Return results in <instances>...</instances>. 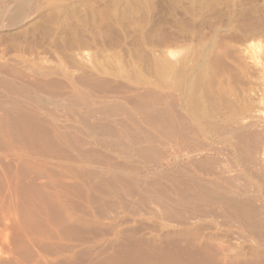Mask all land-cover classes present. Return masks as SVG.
<instances>
[{
	"label": "rangeland",
	"instance_id": "obj_1",
	"mask_svg": "<svg viewBox=\"0 0 264 264\" xmlns=\"http://www.w3.org/2000/svg\"><path fill=\"white\" fill-rule=\"evenodd\" d=\"M11 70L23 78L6 76ZM8 79L15 89L26 90L27 95L11 93L13 88L1 83L8 82ZM0 81L1 104L16 102L18 105L14 109L28 106L41 119L48 121L45 124L47 128L69 132L77 140L79 138L83 151H92L93 155L91 153L89 158L98 161L94 169L100 181L121 190V198L110 193L104 197L102 191L91 194L101 202L117 204V222L113 223L117 231L137 230L139 227L138 230H143L144 236L149 238L151 234L158 235L157 231L159 235L176 232L179 228L175 223L162 219L157 205L150 204L154 194L158 196L159 191L177 204L180 199L177 194L184 189L182 183L187 180L193 179L203 187H208L212 181L229 187L224 180L234 178L233 184L242 186V179H250L256 173L255 168L244 161L247 159L245 150L261 165L258 164L260 170L256 175L264 174V0H0ZM223 118H235V121L240 118L245 122L243 125L251 124L249 130L252 134L260 131L257 142L247 140L251 147L245 143V146L241 144L237 147L234 141L230 145L232 148L224 144L215 137L222 129ZM160 119L172 121L163 123ZM177 121H182V124ZM175 124H181L179 127L185 129ZM237 125L233 129L240 124ZM94 134L95 137H92ZM95 142L99 144L95 145ZM254 142L259 147L258 151L254 150L257 146ZM239 149H242L241 152ZM17 150L14 147L1 153L2 157L8 158L0 156V165L5 168L10 166L13 171L16 154L20 153ZM50 162L53 164L49 167L57 174L58 169L53 167L56 161ZM245 165L250 171L243 169ZM55 179L56 176L53 177L56 186L47 188L46 192L52 205L69 204L70 207L77 202V205L81 204L79 210L84 207L82 214L88 212L86 214L91 215L90 212L96 210L97 204H91L93 208L78 196L69 197L75 201L70 205L68 201H73L66 197ZM46 182V179L36 181L38 185ZM252 182L245 193L226 192L224 196L232 197L244 209L251 208L250 221L253 226L256 224L253 228L257 229L254 236L258 234L253 238L262 241L264 194L256 191V180ZM128 183L137 185L130 184L133 186L131 189L128 185L130 191L141 190L140 193L137 191V195L135 192V198L124 195ZM174 184L180 186L175 187L180 190H175ZM112 187L101 189L111 191ZM9 191H0V264H22L20 256L15 255L16 240L20 238L24 241L28 239L32 246H39L34 245L32 250L29 244L34 253L39 251L42 254L50 247L46 252L49 254H42L50 259V250L53 253L54 248L52 243L54 245L59 240L54 228H51L54 227L51 219L49 221L44 211L46 207L41 208L40 198L32 195L22 207L24 199L21 202V196ZM139 199L147 200L146 205H140ZM71 210L81 213L78 208ZM84 217L91 219L85 214ZM25 219L35 224V230L33 227L29 230L31 228ZM226 219L222 227L235 230V221ZM31 223L30 226L33 225ZM100 223L103 234L96 233V237L92 234L94 232L84 234L87 241L94 243L95 254L110 247L119 237L109 234V231V235L106 234L104 225L108 221ZM45 226L54 233L48 232L54 235L53 239L43 230ZM152 228L156 231L147 234ZM39 232L44 233H40L41 236ZM244 238L241 241L245 240V248L254 246L250 237ZM90 246L83 248V260L89 261L93 255L91 252L89 257ZM42 249L45 250L42 252ZM259 249L264 251V244Z\"/></svg>",
	"mask_w": 264,
	"mask_h": 264
},
{
	"label": "bare ground",
	"instance_id": "obj_2",
	"mask_svg": "<svg viewBox=\"0 0 264 264\" xmlns=\"http://www.w3.org/2000/svg\"><path fill=\"white\" fill-rule=\"evenodd\" d=\"M164 70H166V69L164 68ZM3 74H5V72H3ZM210 74H211V72H210ZM6 76H11V77L20 76V78H23L17 72H12V70H11V73L6 74ZM225 80H226V78H225ZM1 83L6 84L7 87H10L11 89L13 88L14 91L10 90V92L13 94H17V95H21V96L27 95L26 94L27 92H25L26 90L15 89L14 86H12L9 79H8V82L3 81ZM50 83H52V82H50ZM47 84H49V83H47ZM195 93H197V92L195 91ZM154 94H156V93H154ZM48 95H49V93H48ZM63 95H64V93H63ZM208 97H211V96H208ZM195 98H197V97H195ZM137 99H138V97H137ZM143 100H144V98H143ZM166 100H167V98H166ZM189 101H190V98H189ZM17 105L18 104L16 102H12L8 105L0 103V154L8 152L14 147L19 149L17 151H20L19 154H16L17 155V157L15 158V160H16L15 166L16 167H14L15 169H13V171H11V169L9 168L10 166H7L5 168L2 165H0V191L6 190V192H7L9 190L10 191L12 190L15 192V194H18L19 197L21 196L22 197V198L20 197L21 202L24 199V201L22 202L23 204L21 203L22 207H24V205H25L24 202L26 203V201H28L27 199H29L28 197L30 195H32V197H34V196L39 197L40 199L38 201H40L39 202L40 206H41V208L46 207L44 211L47 212V216H48L47 218H49V221L51 219L50 222L53 223V225H54V227H51V228H54L56 235L58 237V240H59V242L54 244V245L52 243V246L54 248L52 247L53 253H51V250H50V254H52V255H50L51 257L49 259L45 256H42V254H45L47 252V250H49V248H50V247H48L49 244H48V246L46 244V246L48 247V249L45 248L46 252L44 251L45 249H42L41 251L42 252L44 251V253L39 254V251L38 252L35 251V253H34L32 250H33L34 245H36V244H34L32 246L31 245L32 243L30 244V241L23 234L27 240L24 241L21 238L17 239L16 245H15V251H16L15 255L20 256L22 264H41V262H42V264H264V251L262 249H259V247H262V245L264 244V239L261 241L260 239L253 238V237L258 236V234H256V236H254L257 229L255 228L256 229L255 230L253 228L254 226L256 227V224H254V226H253L252 221H250V218L252 215V213H250L251 208L250 209H247V208L244 209L239 204H237L238 202H235L234 201L235 199L233 200L232 197L227 198L226 197L227 195L224 196V194L226 192H228V193L230 192L232 194L233 193L234 194H236V193L240 194V192L245 193L247 191V189L251 187V184L254 183V182H252L254 180H256V183H257L256 191L258 193L264 194V189H263L264 183H262L264 181V179H263L264 177L262 178L263 181L262 182L260 181L261 177L264 176V174H262V176L256 175V173L259 172L261 165H260V163H258L260 165L259 166L257 164V162H255L256 159L253 160V158H255V157L251 158L252 154L250 156L246 150L244 153L247 155V157L245 156V158H247V159H245L244 161H246V165L253 166L255 168L256 173H253L254 176L250 179L248 177H247V180L245 178L242 179V180H244V182H243L244 184H242V186L234 185L235 183L233 184V181H232L234 178L233 179H230V178L227 179L226 178L225 180L223 179L224 182L229 187L223 186L219 182H216V181L210 182L208 187H206V186L203 187L202 186L203 184L201 185L200 183L196 182L195 180L192 181L193 179L189 180V181L187 180V182L182 183V188L184 187V189H181L182 191H179L177 194L180 198L179 200H177V202H179L177 204L170 201V199L167 198V195L165 197V195H162L161 192L159 193V191L157 192L158 196H156L154 194V199H151L150 204H154L155 206L157 205L160 212L162 213V219H164L168 223L169 222L170 223L172 222V224L175 223L174 225H176L179 229L176 230V232L166 233V234H161V235H159V233L157 231L158 235L153 234V236H152L151 233L156 231V230H153V228H152L150 232H147V234L148 233L151 234V237L149 238V237L144 236L145 233L143 230H141L143 232L138 230L139 227L137 230L136 229L134 230L131 228V230L129 229L126 231H117L116 227H114L115 225L113 224L116 221V218H117L116 216L118 215V212H117V215L115 214L117 204L111 205L108 203V201L101 202V200L98 197H97L98 198L97 199V198H94L93 195H91V194H94L95 192L98 193V192L102 191V192H104L103 196L105 194L109 196V193H110L114 197L118 198V197H120V191H121V190L118 191V188H117V190L113 189L114 186L113 187L110 186L111 184L109 185L108 183H105V182L102 183L103 181L102 182L100 181L99 175H97V172L94 169L97 160L95 158H93L95 160H92L89 158L92 151L91 150L87 151L88 149L86 150L87 152L83 151L82 150L83 148L81 149L80 145H79V141H78L79 138L77 137L78 138V140H77L76 137L74 135L72 136V134H70L69 132L63 133V132L59 131L58 129L53 130L51 128H47L45 124L48 121L41 119L39 117V115H37V113L35 111H33V109L31 110L28 106H26V107L21 106L19 109H14V107H16ZM143 110L145 112L147 111L144 108H143ZM166 110H165V112H166ZM149 111L150 110H148L147 112L149 114H152ZM165 112H163L164 113L163 115H165ZM196 113H197V115L199 114V112H196ZM196 113H195V115H196ZM100 114H102V113H100ZM168 114H170V112H168ZM209 114H211V113H209ZM145 115H146V113H145ZM178 115H180V114H178ZM162 116L159 115V117H161V118H162ZM170 116L171 115H169L168 117L171 118ZM150 117H153V116H150ZM159 117H158V119H159ZM163 117H165V116H163ZM168 117H166V118H168ZM175 118H177V117H175ZM197 118H198V116H197ZM235 118L234 119L233 118H227V119L223 118L224 119V120H222L223 125L221 124L222 129L219 130L220 132L217 133L218 136H215V137H217V139L219 138L220 140H222V142L224 144H228L229 146L232 145V143L234 141V143L237 145V147L241 146V144H244V143L248 144L249 142L246 143L247 140L248 141L255 140L257 142L259 135H260V134L258 135V133L260 131L257 129L259 132H257V134H256L253 131L254 133L252 134L251 131L249 130V127L251 128V126H250L251 124L250 125H248V124L243 125V123H245L243 120H240V118H238V120L235 121ZM163 119L162 120L160 119L161 121H163V123L166 120L170 121L168 119H165V121H164ZM194 120L196 121L195 118H194ZM171 121L169 123H171ZM76 122H77V120H76ZM179 122H181V124H182V121H179ZM177 124H175V125H177ZM181 124H179V125H181ZM236 124H238V125L240 124V125L239 126L237 125L238 127L233 129V127ZM179 125H177V126L179 127ZM168 126H170V125H168ZM215 126H218V125H215ZM179 128H183V126L179 127ZM183 129H185V128H183ZM89 130L90 129H88V131ZM97 130L98 129H96V131ZM174 130H175V128H174ZM93 131H95V129ZM92 137H95V134H94V136L92 135ZM260 140H259V143H261ZM185 141H187V140H185ZM183 142H184V140H183ZM262 143L264 144L263 141H262ZM97 144H99V143H96L95 145H97ZM245 144H244V146H245ZM249 144H251V143H249ZM188 145H190V144L189 143L186 144L187 149L189 148V147H187ZM248 145H246V146H248ZM261 146H262V144H261ZM230 147L232 148V146H230ZM257 147H258V145L256 146V149L252 148V151H253V149L258 151ZM224 149H226V148L224 147ZM217 150H219V149H217ZM241 150H240V152H241ZM190 151H189V153H190ZM193 151L194 150H192V152ZM238 151H237V153H238ZM240 154H242V153H240ZM92 155H93V153H92ZM95 155H97V154H95ZM238 155H239V153H238ZM2 158L7 159L8 156L2 157ZM109 158H111V157H109ZM261 158H262V156H261ZM53 160L56 161V163H55L56 165H53V167L56 166L55 168L58 169L57 174L53 173L51 166L49 167V164L50 165L53 164L50 161H53ZM99 162H101V161H99ZM241 162H242V159H241ZM242 163H244V162H242ZM201 164L203 165V163H201ZM198 165H200V164H198ZM239 165H241V164H239ZM246 165H245V168H243V169H246V171H248L249 169L247 170ZM243 167H244V165H243ZM262 168H263V166H262ZM262 173H264V171H262ZM218 175H220V174H218ZM55 176H56L55 180L58 181V184L60 185V187L62 189L60 187H57V188L63 190L64 194L66 195L67 198H69L71 196H78L81 200L87 202L90 205L91 204L92 205L97 204L96 210L94 212H90L91 215L86 214L88 212L84 213L85 215H88L89 217L91 216V219L84 217V214H82L81 211H82V208H84V207H82V208L80 207L81 209L79 210V206H81L80 203H78L80 205H77V202H76V205L78 207L75 205L78 208L79 213L81 212L80 214H76L74 212L75 210L74 211L71 210L73 207H74V209H77V208H75V206L69 207V204L67 206L59 204L57 207V206L51 204V201H50L51 197L49 196L50 197L49 198L46 192H47V188H49V187L51 188L52 186H56V182L53 180V177H55ZM116 176H117V174H116ZM174 178H177V177H174ZM38 179H46L47 182L44 185H38L36 183V181ZM118 181H120L119 176H118ZM130 184L128 183L125 186H127V188H128V185H129L130 189L133 186H135V185L131 184V185H133L131 187ZM101 186L103 187V189H105L104 187H107V188L112 187V190L111 191L110 190L109 191H107V190L103 191L101 189L102 188ZM125 186H123V187H125ZM177 186H178L177 184H174V189ZM135 187H137V185ZM143 187L144 186H142V188ZM178 187H180V186H178ZM127 188H125L126 190L124 189L126 191V194H124V195H126L127 197H131V198L134 197L135 198L138 190L137 191L136 190L130 191L129 188L128 189ZM138 189H139V186H138ZM147 189H149V188L147 187ZM143 190H144V188H143ZM156 190H158V189L156 188ZM175 190H180V189L177 188ZM140 191H138V192L140 193ZM145 191H146V189L144 190V192ZM135 192H136V195H135ZM152 192H153V189H152ZM197 192H198V194H197ZM101 196H102V194H101ZM155 196H156V198H155ZM150 198H153V197H150ZM33 199L35 201L37 200V198H33ZM61 199H62V197H61ZM69 199H71V198H69ZM66 200H68V199H66ZM236 201H239V200H236ZM64 202H65V200H64ZM73 202L71 203L68 201V203H70V205L75 204V201H73ZM139 202H140V205L141 204L146 205L147 200L139 199ZM110 203H112V202H110ZM136 203H138V201ZM118 204H121V203L118 201ZM92 205H91V207H93ZM147 205H148V203H147ZM38 206H39V204H38ZM123 206H125V205H123ZM127 206H129V205H127ZM245 206L248 207L247 204ZM250 207H252V206H250ZM46 209L48 211H46ZM76 212H78V211L76 210ZM135 212H134V214H135ZM226 214H227V216H226ZM228 214H230L231 217L228 216ZM26 215H27V213H26ZM136 215H137V213H136ZM31 216H33V215H31ZM225 216L229 219L231 218L230 220L235 221V223L237 224L235 226V230L224 229L223 228L224 225L222 227V223H224L223 220H224V218L226 219ZM23 217H25V216H23ZM158 217H159V215H158ZM25 218H27V217H25ZM31 218H33V217H31ZM28 219L30 220V218H27V220ZM27 220H26V223L27 222L29 223V221H27ZM104 220L108 221V223H106L104 225L105 230H107L106 234H108L107 232L109 231V234H112L113 236H116V237L119 236V237L115 238V241L111 244L110 247L108 246L107 248H104L101 251L98 250L99 253L95 254L94 250H96V248H94V246L92 245L94 243L93 242L90 243V240L87 241L88 239L86 240L84 238V234H89V233L94 232L92 234H94V237H96V235H95L96 233L99 234L103 231V230L101 231L103 226L101 225L100 221H104ZM226 220H228V219H226ZM19 221H20V219H19ZM32 221H33V219H32ZM127 221H128V219H127ZM161 221H163V220H161ZM43 222L44 221H42V223ZM256 222H258V221H256ZM30 223H31V221H30ZM30 223H29V228L33 227V230H35V224L31 223L33 225L30 226ZM225 223H227V222L225 221ZM24 225H26V224H24ZM227 225H228V223H227ZM138 226H140V225H138ZM225 226H226V224H225ZM229 226H231V225H229ZM26 227L28 228V226H26ZM154 227H156V226H154ZM177 227H175V228H177ZM232 227L234 228V226H232ZM45 229H47V230H45ZM48 229H49V227L43 228V230L46 231L47 233L52 232V230L50 231V229L49 230ZM149 229H150V226H149ZM29 230H32V228ZM37 230H38V228H37ZM38 231H40V230H38ZM103 232H102V234H103ZM40 233L41 232H39V235L43 234L44 232L41 234ZM26 234H27V232H26ZM36 234L37 233L35 232L34 235H36ZM51 234H54V233L52 232ZM21 235H22V233H21ZM23 235H22V237L24 238ZM48 235H49V233H48ZM49 236H50L49 238H52V236L54 237V235H52V236L49 235ZM260 236H261V234H260ZM244 237H247V238L250 237L252 239V242L254 243V246H251L248 249L245 248L246 246L243 245L245 240L243 242L241 241L242 238H244ZM16 238H18V237H16ZM54 239L57 240V238H54ZM95 243H97V242H95ZM29 244H30V247L32 246V250L29 249V247H28ZM41 244H42V242H41ZM89 244L91 245L89 247L91 249H88L90 252L89 253L87 252V253L89 254V257L91 256V254H93V255L90 257V259L87 257L89 259V261H86V259L83 260V258L81 256V252H82L83 248ZM42 246L44 247L43 244H42ZM37 247H39V246H37ZM13 250H14V248H13ZM98 251H96V252H98ZM91 252H93V253H91ZM47 254H49V253H46V255ZM100 256H102V258H99ZM84 257H85V255H84ZM92 257L94 258V260L92 259Z\"/></svg>",
	"mask_w": 264,
	"mask_h": 264
}]
</instances>
